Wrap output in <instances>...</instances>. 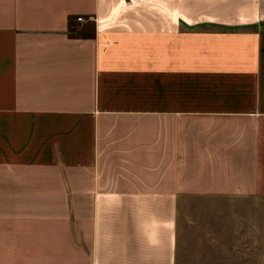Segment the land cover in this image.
Wrapping results in <instances>:
<instances>
[{
	"label": "crops",
	"instance_id": "1",
	"mask_svg": "<svg viewBox=\"0 0 264 264\" xmlns=\"http://www.w3.org/2000/svg\"><path fill=\"white\" fill-rule=\"evenodd\" d=\"M196 214L264 264V0H0V264H177Z\"/></svg>",
	"mask_w": 264,
	"mask_h": 264
},
{
	"label": "rangeland",
	"instance_id": "2",
	"mask_svg": "<svg viewBox=\"0 0 264 264\" xmlns=\"http://www.w3.org/2000/svg\"><path fill=\"white\" fill-rule=\"evenodd\" d=\"M195 208L200 209L201 211L205 209H220V203H201V206ZM196 215L197 216L194 218L199 223L198 227L202 226L201 228L205 230V222L210 226L209 229L211 232L209 238H205L201 228H198V230H196L197 228L193 229V241H195L191 244L193 249H183L180 252V261H177V264H234V261H220V217L210 216L205 218L203 217V214ZM208 240L209 242H206ZM204 245H209L212 249L204 250ZM255 262L256 261H239L238 264H256Z\"/></svg>",
	"mask_w": 264,
	"mask_h": 264
},
{
	"label": "built area",
	"instance_id": "3",
	"mask_svg": "<svg viewBox=\"0 0 264 264\" xmlns=\"http://www.w3.org/2000/svg\"><path fill=\"white\" fill-rule=\"evenodd\" d=\"M77 20H78V21H82L83 18H82L81 16H78V17H77Z\"/></svg>",
	"mask_w": 264,
	"mask_h": 264
},
{
	"label": "trees",
	"instance_id": "4",
	"mask_svg": "<svg viewBox=\"0 0 264 264\" xmlns=\"http://www.w3.org/2000/svg\"><path fill=\"white\" fill-rule=\"evenodd\" d=\"M68 23H69V25H70V28L72 27V20H71V18H70V20L68 21Z\"/></svg>",
	"mask_w": 264,
	"mask_h": 264
}]
</instances>
